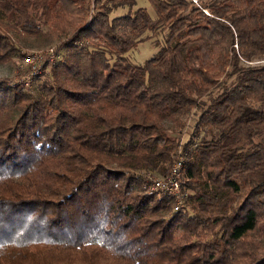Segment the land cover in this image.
<instances>
[{
	"label": "trees",
	"instance_id": "1",
	"mask_svg": "<svg viewBox=\"0 0 264 264\" xmlns=\"http://www.w3.org/2000/svg\"><path fill=\"white\" fill-rule=\"evenodd\" d=\"M146 1L0 0V64L64 50L35 93L0 79V264H264V0ZM179 160L173 210L144 189Z\"/></svg>",
	"mask_w": 264,
	"mask_h": 264
},
{
	"label": "rangeland",
	"instance_id": "2",
	"mask_svg": "<svg viewBox=\"0 0 264 264\" xmlns=\"http://www.w3.org/2000/svg\"><path fill=\"white\" fill-rule=\"evenodd\" d=\"M146 7L149 14L154 17L153 11L151 7L148 5L146 0H136L134 6L129 8L127 5L119 6L118 8L114 9L111 13V17L117 15H123L130 10L134 11L137 7ZM144 35H149V33H145ZM166 35V30H159L154 36H150L147 39H144L141 43H139L136 47H134L128 54L127 57L133 62L141 64L146 58L150 57L154 54L157 49L163 45L164 37ZM24 39H16V43L20 49V51L24 52H40L42 55V60L45 61L46 58H49L51 54L54 56L52 59L53 61L60 58L64 55V50L59 49L56 50V46L58 45L59 41L63 38L51 31L47 28H43V33L39 36H24ZM59 54V55H58ZM26 54L24 57H27ZM51 59V60H52ZM263 61H254L252 64H259ZM21 60L19 57H14L10 62L0 64V79L1 78H9L10 84H23L25 88H29L31 92H36L39 83L44 78L43 75H40L42 72L41 65L38 70L32 72L30 70L21 69L18 66H21ZM45 63V62H44ZM39 75V76H38ZM186 118V128L183 129L182 133L179 135L181 137V141L184 142L187 140V136L189 132H191L192 124L195 120V115H188ZM262 134L255 135L253 137V142L261 141ZM154 178H157L158 175L155 173L152 174ZM180 191L183 193H188V190L184 188L182 184V179L180 176ZM146 192V190L144 189ZM148 193V192H146ZM173 202V200H172ZM172 203L171 205H173ZM180 210H184L180 209Z\"/></svg>",
	"mask_w": 264,
	"mask_h": 264
},
{
	"label": "built area",
	"instance_id": "3",
	"mask_svg": "<svg viewBox=\"0 0 264 264\" xmlns=\"http://www.w3.org/2000/svg\"><path fill=\"white\" fill-rule=\"evenodd\" d=\"M196 4V0H191ZM206 12V11H204ZM54 56H49V61H53ZM52 59V60H51ZM21 69L23 66H29L32 72L38 70L43 65L42 55L40 52H33L28 54L27 57L21 59ZM180 176L181 175V163L180 160L171 164L168 173L164 176H158L152 178L146 185L145 190L148 193H154L156 196H167L173 200V210L182 208L184 200L186 199L187 193L180 191Z\"/></svg>",
	"mask_w": 264,
	"mask_h": 264
}]
</instances>
